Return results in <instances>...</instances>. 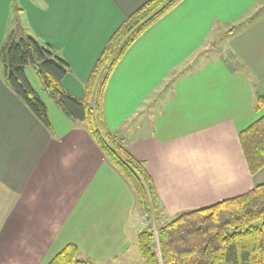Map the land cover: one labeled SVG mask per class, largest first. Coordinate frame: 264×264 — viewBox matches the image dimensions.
<instances>
[{
    "label": "crops",
    "instance_id": "1",
    "mask_svg": "<svg viewBox=\"0 0 264 264\" xmlns=\"http://www.w3.org/2000/svg\"><path fill=\"white\" fill-rule=\"evenodd\" d=\"M12 1L0 0V45ZM18 1L28 29L69 62L64 85L82 98L108 40L146 0ZM263 20L264 0H182L145 31L162 23L157 41L156 31L137 39L110 77L106 123L146 162L167 218L264 182V167L250 173L239 140V130L264 113L257 105L264 93V35L248 33ZM205 21L207 30L196 36L194 25ZM50 101L47 127L7 86L0 68V264H45L69 242L97 264L109 256L125 259L134 212H125L120 231L102 229L118 225L122 175L86 126ZM87 224L103 235V253L113 232L123 233L125 245L95 260L82 248Z\"/></svg>",
    "mask_w": 264,
    "mask_h": 264
},
{
    "label": "trees",
    "instance_id": "2",
    "mask_svg": "<svg viewBox=\"0 0 264 264\" xmlns=\"http://www.w3.org/2000/svg\"><path fill=\"white\" fill-rule=\"evenodd\" d=\"M182 0H146L116 29L98 57L80 98L64 85L71 72L67 59L49 42L22 25L18 0L0 45L2 75L7 86L47 127L48 106L27 74L35 68L48 96L72 120L83 123L103 156L129 183L139 212L145 216L137 243L144 264H264V182L213 204L167 218L165 207L146 162L137 158L123 137L110 130L104 97L110 77L123 55L154 23ZM257 105L264 107V93ZM239 140L251 174L264 167V113L239 130ZM45 264H97L67 243Z\"/></svg>",
    "mask_w": 264,
    "mask_h": 264
},
{
    "label": "rangeland",
    "instance_id": "3",
    "mask_svg": "<svg viewBox=\"0 0 264 264\" xmlns=\"http://www.w3.org/2000/svg\"><path fill=\"white\" fill-rule=\"evenodd\" d=\"M36 2H37V0H36ZM38 2H40V0H38ZM214 8L215 7L211 8L209 11H212V12L216 13V10H214ZM219 13L221 14L222 11L220 10ZM180 15H182V14H179V16ZM182 18H184V17H182ZM22 21H23L22 25L25 24L23 26L26 28V30L29 31V32H32L31 30H29L30 29L29 25L27 23H25V22H27L25 14L22 17ZM200 23H203V24L194 25V27H195L194 29L197 32L196 36H199V37L203 36L205 31L208 28V25L206 24V21L205 22H200ZM10 24H11V22H10ZM179 25L180 26L183 25V27H185L186 22L183 23L182 21H180ZM161 28H162V23H159L158 25H155L152 29L147 31V33L145 32L146 34L143 35V36L141 35L140 36L141 38L140 37L139 38L140 39L143 38L142 40H144L147 37L149 39H151V34L150 33L153 32V31H156L157 33L155 35V38H156V41H157ZM222 31H223L222 29H219V30H216L215 32H212V34L213 35L221 34ZM248 33H258V34H262V36H263L264 35V20L261 21L260 24L259 23L256 24ZM262 38H264V37H262ZM169 44H171V42L166 41V49L167 50H169L171 48V47L170 48L168 47ZM171 46H172V44H171ZM261 50H262V52L264 51V46L261 47ZM194 51H196V50H193V52ZM193 52H192V54H193ZM0 68L1 69L3 68L2 63H0ZM26 71H27L29 79L34 84V86H36L37 89L42 93L45 101H47L48 103L51 102L50 100H52V99L46 94V91L38 83L39 77H38V75H37V73L35 71V68L32 67V66H28ZM169 75H170V77H172L174 74H171V71L168 69L166 71V76H169ZM114 93L117 95L116 91H114ZM117 133L119 134L120 132H117ZM122 178L123 177L121 176L120 179H119V186H118V191H119V201H118L119 202V212H121L118 215V217L116 218V220H118V225L117 226H108V227H105V225H104V227L102 229L105 228L107 230L108 233H106V235L109 234L110 232H112L111 230L114 231L115 228H117L118 231H120L121 227H122L121 225L123 224V218L125 216V212H128L127 213V217L129 216L128 214H130L131 212H134V220H135L134 224H135V227H133V231L128 232L129 236H132V238H129V240L132 241V246L130 247L129 251L125 252V253L128 254V255L125 256V259L122 256V259H119L118 261H116L112 257L109 256V258L107 260H102L101 264H144V262H143V260L141 258L139 249H138L137 235H138V232L144 227V224H145L144 221L146 220L145 219L146 217L140 214L139 206L137 204L136 199H135V204L132 202L131 196L129 194V192H131V191L128 192V189H126L127 187L124 185L125 181ZM128 186H129L128 187L129 190H131V187H130L129 183H128ZM162 205L164 206L163 202H162ZM173 217H175V216H173ZM131 225H132V223L129 222L128 223V228H130ZM92 231H93V229L87 224L86 232H88V233H86V234H88V241L86 243H83V245H82L83 247L82 248H85L84 251H86L87 254H89V256H91L95 260H100L102 258V255L104 253H106L107 251H109V252L112 251V253H113V251L115 249H118L121 245H125L124 244L125 240H124L123 233L122 232H113L109 236L110 237V240L108 241L109 242V245H108V249L109 250H104L105 252L103 253V248H102L103 242H100V241H101V238L103 240L104 237H103V235H101V233H100V231H98V229H97V233H91ZM96 234H98V236H96ZM85 238H87V236H85ZM121 251L122 250H120L119 252L121 253Z\"/></svg>",
    "mask_w": 264,
    "mask_h": 264
}]
</instances>
